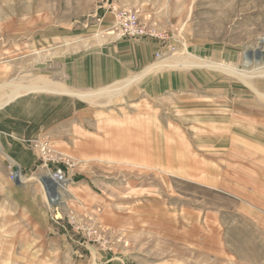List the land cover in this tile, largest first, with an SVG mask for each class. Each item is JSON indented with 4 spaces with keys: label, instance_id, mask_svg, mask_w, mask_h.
Listing matches in <instances>:
<instances>
[{
    "label": "rangeland",
    "instance_id": "1",
    "mask_svg": "<svg viewBox=\"0 0 264 264\" xmlns=\"http://www.w3.org/2000/svg\"><path fill=\"white\" fill-rule=\"evenodd\" d=\"M154 4L167 10L163 29L147 23L166 36L157 86L131 96L123 84L92 93L74 72L111 32L100 0H0V103L64 101L60 132L29 142L58 160L39 157L34 177L44 190L50 169L75 161L62 203L44 190L67 251L28 258L15 234L14 264H264V0Z\"/></svg>",
    "mask_w": 264,
    "mask_h": 264
},
{
    "label": "crops",
    "instance_id": "2",
    "mask_svg": "<svg viewBox=\"0 0 264 264\" xmlns=\"http://www.w3.org/2000/svg\"><path fill=\"white\" fill-rule=\"evenodd\" d=\"M121 2L122 5L129 2L135 6L145 23L156 25L167 16V10L156 6L154 0ZM106 18L110 19L104 25L108 29L114 20L111 14H107ZM158 25L162 28L161 24ZM102 34V39L91 44L81 55L83 69L74 71L83 75L81 84L96 94L103 88L121 84L129 86L127 93L131 96L143 87L152 89L155 83L153 76L157 72L151 69L155 64V55L165 49L163 40L125 39L109 31ZM160 74L171 72L165 70ZM92 93L89 91L90 95H94ZM63 102L62 97L56 95L38 94L20 95L0 103V264H14L15 234L22 236L23 250L27 252L28 258L30 252L43 251L45 262L49 261L50 256L60 254L62 250L67 251L69 246L60 230L51 226L45 192L40 181L34 177L41 168L39 156L36 149L29 145L33 139H41V136L54 138L60 132V108ZM12 162L29 176L25 182L18 180V184H14L9 178V165Z\"/></svg>",
    "mask_w": 264,
    "mask_h": 264
},
{
    "label": "built area",
    "instance_id": "3",
    "mask_svg": "<svg viewBox=\"0 0 264 264\" xmlns=\"http://www.w3.org/2000/svg\"><path fill=\"white\" fill-rule=\"evenodd\" d=\"M100 2L102 8L112 13L114 24L111 26V32L117 36L127 39H165L164 33L158 32L155 26L149 25L142 20L138 9L122 7L120 6V0H100ZM35 146L38 148L42 165L49 167L51 162L57 161L58 163L56 152L46 142L38 141ZM63 159V162L59 161V164L49 171L48 178L54 183V187L51 186L50 188L46 183L43 184L47 194V202L50 206L62 203L63 192L67 191L69 186L74 183L73 177L68 174V169L75 164V161L68 156ZM10 177L13 180H22L23 178L21 167L14 162L10 164ZM52 190L58 191L60 195H54ZM55 212L59 211L56 209ZM55 218L58 220L57 216ZM97 233L98 230L93 232V238L97 237Z\"/></svg>",
    "mask_w": 264,
    "mask_h": 264
},
{
    "label": "bare ground",
    "instance_id": "4",
    "mask_svg": "<svg viewBox=\"0 0 264 264\" xmlns=\"http://www.w3.org/2000/svg\"><path fill=\"white\" fill-rule=\"evenodd\" d=\"M46 184L51 188V186L54 187V183L51 180H47ZM52 192L54 193V195H60L58 191L52 190Z\"/></svg>",
    "mask_w": 264,
    "mask_h": 264
}]
</instances>
